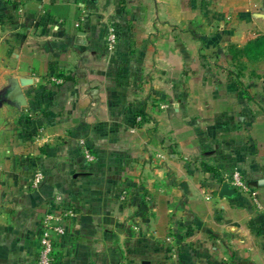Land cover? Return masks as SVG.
I'll return each mask as SVG.
<instances>
[{
	"label": "crops",
	"instance_id": "crops-1",
	"mask_svg": "<svg viewBox=\"0 0 264 264\" xmlns=\"http://www.w3.org/2000/svg\"><path fill=\"white\" fill-rule=\"evenodd\" d=\"M123 7L138 48L131 79L142 71L174 103L149 104L157 111L139 129H122L119 117L101 132L118 102L96 54L97 21L123 20ZM0 16V264H38L40 222L60 207L74 216L57 264H264V57L248 72L231 53L264 38V0H0ZM59 72L74 86L47 88ZM97 138L108 148L93 170L79 142ZM171 141L179 154L167 151ZM233 171L256 202L232 186L221 194ZM112 172L124 186H106ZM125 189L134 196L121 202Z\"/></svg>",
	"mask_w": 264,
	"mask_h": 264
},
{
	"label": "rangeland",
	"instance_id": "rangeland-1",
	"mask_svg": "<svg viewBox=\"0 0 264 264\" xmlns=\"http://www.w3.org/2000/svg\"><path fill=\"white\" fill-rule=\"evenodd\" d=\"M119 3L122 2V4L125 2V0H118ZM1 2H6L5 0H1ZM3 4V3H2ZM125 9V7H123ZM126 10V9H125ZM127 10L125 11V17L123 20H120L119 18L115 17L114 19L111 17L108 21H103L100 17L98 19L99 25L102 27V33L101 40H104V46L99 47L97 50V55L99 57H104L105 63L103 64L105 66V72L108 77L107 84L110 88V95L108 98L112 100L115 99L116 102H118V108L116 110H113L111 107L109 111V118L111 119L112 123H104L100 124V126L97 128L99 131H108L111 130L112 127L115 125L113 123V120L115 118H121L123 122L125 123L124 127H121L122 129H139L142 125H144L146 122L152 119V113H156L157 110L152 111L150 110L148 113V105L157 107L159 106L160 101L169 102L170 104L174 103V96L168 95L167 97L161 98V95H159L155 88L147 87L149 84L148 80L146 79V76L142 75L140 70H138L137 79L134 80L131 79V68H133V65L129 62L130 57L137 55L138 51L132 43L129 44V41L131 40V37L129 34V30L131 29V21L128 18ZM1 20V16H0ZM1 23V22H0ZM120 46H119V42ZM132 45V46H131ZM257 63L250 64L248 72H256L259 67L256 68ZM256 68V70H255ZM239 72V70H236ZM59 73L54 74L50 78H47V88H55V89H61L63 87L64 81L59 77ZM240 73V72H239ZM255 76L257 73L254 74ZM148 77V76H147ZM252 80V79H251ZM136 83L138 88V93L136 95H130L128 92L130 91V86H133V83ZM250 86V85H249ZM115 88H121L123 92L127 91V94H123L122 96H118L116 94L112 93L114 92L113 89ZM243 88H249L246 85H243ZM119 98L120 100L116 99ZM250 101H253V96H250ZM160 111V110H159ZM152 128H158L157 125H153ZM125 130H123V133ZM98 139V138H97ZM95 141L97 143H92L91 145L83 142H79L80 149L82 155L85 157L88 163L92 165V169L95 170L93 167V164L97 162L96 156L98 155L99 148L102 149L103 147H107V143L104 141ZM169 146L166 148L167 151L170 153V155L179 154L177 146L175 147V142L171 141ZM97 148V149H96ZM178 152V153H177ZM87 155H90L94 158L93 161H89ZM113 162L112 160H110ZM234 173V171H233ZM232 173V174H233ZM114 173H107L104 177V180L107 181L105 184L106 186H124L123 182L122 184H118L114 179L115 176ZM143 174V173H142ZM231 174V175H232ZM139 183L144 184L143 178L140 175ZM111 184V185H110ZM101 185V184H100ZM125 186H132L129 185L128 182ZM134 189L129 190H121L118 191L117 195L120 198L121 202H125L131 198V196H134ZM125 192L127 195H125ZM139 195L142 197H145V192H138ZM123 197H125L123 199Z\"/></svg>",
	"mask_w": 264,
	"mask_h": 264
},
{
	"label": "built area",
	"instance_id": "built-area-1",
	"mask_svg": "<svg viewBox=\"0 0 264 264\" xmlns=\"http://www.w3.org/2000/svg\"><path fill=\"white\" fill-rule=\"evenodd\" d=\"M7 2H20L22 0H5ZM89 161L94 158L87 155ZM44 180L41 172L34 175L35 187L40 186ZM228 183L233 188L251 193L254 201L257 197L254 191L249 187L247 179L240 171H235L230 177H227ZM125 195L127 193L125 192ZM125 197H123L124 199ZM74 216V212L69 207H60L57 210H49L40 222V239L38 249V264H55L57 247L63 239L67 236L66 221Z\"/></svg>",
	"mask_w": 264,
	"mask_h": 264
},
{
	"label": "trees",
	"instance_id": "trees-1",
	"mask_svg": "<svg viewBox=\"0 0 264 264\" xmlns=\"http://www.w3.org/2000/svg\"><path fill=\"white\" fill-rule=\"evenodd\" d=\"M231 53L234 55L235 59L241 60L242 57L247 58L249 65L252 63H257L261 57H264V38L260 40L259 43L250 44L249 46L241 49L237 47L231 48ZM248 63L241 62L239 63V67H247ZM59 77L63 79L64 84L63 87L74 86L76 79L73 74L65 75L64 73H60ZM202 169L205 172H208L212 175L213 178L218 180L219 184H223L226 181L224 175L221 174L220 170L217 167L210 166L207 164H203ZM58 263V258H56L55 264Z\"/></svg>",
	"mask_w": 264,
	"mask_h": 264
},
{
	"label": "water",
	"instance_id": "water-1",
	"mask_svg": "<svg viewBox=\"0 0 264 264\" xmlns=\"http://www.w3.org/2000/svg\"><path fill=\"white\" fill-rule=\"evenodd\" d=\"M82 35H83V33H82ZM12 95L14 96V99L19 106H26L27 105L26 95L22 91V88L19 86V84L15 83V86L12 89ZM229 193H230V185L228 183H225L222 187L221 194L222 195H229Z\"/></svg>",
	"mask_w": 264,
	"mask_h": 264
}]
</instances>
